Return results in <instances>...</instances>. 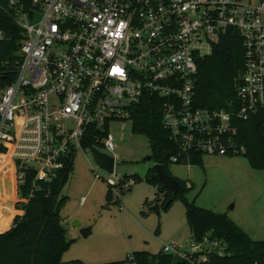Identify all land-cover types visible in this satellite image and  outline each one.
<instances>
[{"label": "built area", "instance_id": "1", "mask_svg": "<svg viewBox=\"0 0 264 264\" xmlns=\"http://www.w3.org/2000/svg\"><path fill=\"white\" fill-rule=\"evenodd\" d=\"M33 3V14L17 9L25 31L22 62L15 79L0 90V156L9 154L17 173L33 167L36 179H48L79 149L92 153L97 147L116 158L108 184L120 197L110 124L132 119L147 93L162 97L163 125L181 152H245L234 140L235 119L264 108V0L257 5L241 0ZM228 29L240 33L244 48L236 82L239 106L231 102L232 111L196 107L198 59L210 54ZM93 126L104 134L90 133ZM86 139L96 143L86 147ZM24 177L22 171L16 175L18 182ZM164 251L181 257L197 251L225 255L226 243L192 236L189 251L176 242Z\"/></svg>", "mask_w": 264, "mask_h": 264}, {"label": "trees", "instance_id": "2", "mask_svg": "<svg viewBox=\"0 0 264 264\" xmlns=\"http://www.w3.org/2000/svg\"><path fill=\"white\" fill-rule=\"evenodd\" d=\"M0 0V90L9 85L17 75L22 62L21 43L25 38L24 28L18 22L17 9L33 14L36 5L33 0ZM244 66L242 36L234 29H228L214 43L212 52L198 59V73L195 86L194 104L208 109L233 110L231 102L239 106L236 82ZM134 132L146 134L152 145V159L164 165L170 172L171 162L203 165V152H181L179 145L171 138L170 131L163 125V100L157 94L147 93L132 114ZM237 131L234 140L244 146L242 154L248 157L255 169H264V108L248 118H236ZM92 134H104L96 127H90ZM86 139L84 146L93 145ZM2 152L5 149H1ZM177 156L176 161L167 158ZM0 176L9 178L10 155L0 156ZM75 154L65 161L64 168L54 172L48 179H36L37 170L25 167L23 182H18V197L15 202L17 214L10 228L0 231V264H63V254L72 244L63 224L61 210L67 202L61 196L65 185L74 172ZM171 173V172H170ZM142 180L139 174L119 179V188L127 179ZM145 179L165 193L161 207H170L174 199L182 196L186 217L196 241L211 239L226 243V254L217 251H197L181 257L164 250L157 253L138 250L121 260L95 264H264V240H255L225 212L204 208L186 198L193 183L180 181V190L174 193L161 182L155 166L151 167ZM107 203L115 201V193L108 184ZM122 189V187H121ZM123 190V189H122ZM126 191V190H125ZM121 199L120 197H118ZM157 195L156 202L159 201ZM204 257V258H203ZM69 264H88L81 259H72Z\"/></svg>", "mask_w": 264, "mask_h": 264}, {"label": "rangeland", "instance_id": "3", "mask_svg": "<svg viewBox=\"0 0 264 264\" xmlns=\"http://www.w3.org/2000/svg\"><path fill=\"white\" fill-rule=\"evenodd\" d=\"M241 1L257 5L261 0ZM40 17L37 12L34 19ZM110 132L116 143L117 178L139 174L143 179H127L121 185L126 191L117 186L121 199L115 192V201L107 203L112 174L91 152H76L74 172L61 194L67 197L61 214L67 237L72 240L63 254V264L72 259L88 264L121 260L138 250L157 253L173 242L181 250H190L192 234L183 197H176L168 208L153 209L162 205L165 193H159L157 185L145 179L156 164L152 157L147 159L153 153L149 137L134 132L132 119L113 121ZM169 170L176 178L193 183L186 193L188 200L227 213L253 239L264 240V169H255L247 156L204 153L203 165L171 162ZM84 228H91L87 237L82 234Z\"/></svg>", "mask_w": 264, "mask_h": 264}, {"label": "crops", "instance_id": "4", "mask_svg": "<svg viewBox=\"0 0 264 264\" xmlns=\"http://www.w3.org/2000/svg\"><path fill=\"white\" fill-rule=\"evenodd\" d=\"M11 168L13 170L12 175H15V179H13L12 175L5 179L3 176H0L2 177L0 178V231L10 228L17 214L15 208V202L18 197V183L16 180L17 169L13 163L11 164Z\"/></svg>", "mask_w": 264, "mask_h": 264}, {"label": "water", "instance_id": "5", "mask_svg": "<svg viewBox=\"0 0 264 264\" xmlns=\"http://www.w3.org/2000/svg\"><path fill=\"white\" fill-rule=\"evenodd\" d=\"M92 154L94 156L95 161L105 170H107L110 173H113L115 171V164H116V158L115 156L101 151L97 147H92ZM151 155L147 157V159H151ZM167 158H170V154H167ZM155 168L157 170L158 176L161 180V182L164 184L165 187L172 190L174 193H177L180 190V181L178 178L173 176L165 167L164 165L160 163L155 164ZM161 208V205H155L153 206V209L159 211ZM91 233V228H84L82 229L83 236L87 237Z\"/></svg>", "mask_w": 264, "mask_h": 264}, {"label": "bare ground", "instance_id": "6", "mask_svg": "<svg viewBox=\"0 0 264 264\" xmlns=\"http://www.w3.org/2000/svg\"><path fill=\"white\" fill-rule=\"evenodd\" d=\"M9 161L11 162V159Z\"/></svg>", "mask_w": 264, "mask_h": 264}]
</instances>
